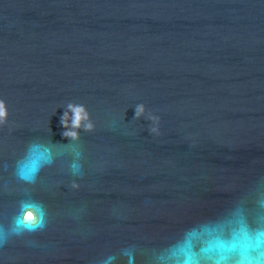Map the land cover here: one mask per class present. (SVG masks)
Returning a JSON list of instances; mask_svg holds the SVG:
<instances>
[{"label":"water","instance_id":"water-1","mask_svg":"<svg viewBox=\"0 0 264 264\" xmlns=\"http://www.w3.org/2000/svg\"><path fill=\"white\" fill-rule=\"evenodd\" d=\"M261 229L264 0H0V264H264Z\"/></svg>","mask_w":264,"mask_h":264},{"label":"snow or ice","instance_id":"snow-or-ice-1","mask_svg":"<svg viewBox=\"0 0 264 264\" xmlns=\"http://www.w3.org/2000/svg\"><path fill=\"white\" fill-rule=\"evenodd\" d=\"M22 176L23 178L25 179H31L32 178V173L30 171L28 172H24L22 173ZM20 223H26L25 221H20ZM28 227H31L32 225L30 223L27 224ZM240 231L242 233H246L247 229H246V226L242 223L241 224V229ZM258 239H260L262 242H264V229H261L260 230V233H259V237ZM234 246V245H233ZM227 246L224 245V244H221V249H222V252L223 253V249L226 248ZM183 264H199L198 261H195L193 260L191 257H189L186 261L183 262ZM216 264H225V261H224V257L221 256L217 261H216Z\"/></svg>","mask_w":264,"mask_h":264},{"label":"clouds","instance_id":"clouds-1","mask_svg":"<svg viewBox=\"0 0 264 264\" xmlns=\"http://www.w3.org/2000/svg\"><path fill=\"white\" fill-rule=\"evenodd\" d=\"M29 218H31V213H29Z\"/></svg>","mask_w":264,"mask_h":264}]
</instances>
